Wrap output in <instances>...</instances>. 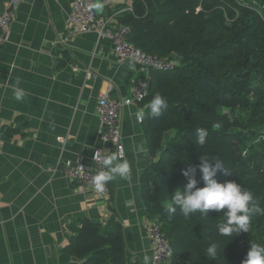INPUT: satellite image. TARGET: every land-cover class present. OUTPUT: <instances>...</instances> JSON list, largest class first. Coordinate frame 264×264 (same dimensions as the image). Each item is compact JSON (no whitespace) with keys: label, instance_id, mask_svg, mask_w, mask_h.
I'll return each mask as SVG.
<instances>
[{"label":"crops","instance_id":"obj_1","mask_svg":"<svg viewBox=\"0 0 264 264\" xmlns=\"http://www.w3.org/2000/svg\"><path fill=\"white\" fill-rule=\"evenodd\" d=\"M9 1L0 0V13ZM100 2L97 14L111 17L114 27L130 9V0ZM73 3L26 0L0 47V264H72L69 227L82 218L107 230L121 225L133 264L153 257L141 176L156 159L136 118L138 106L125 107L120 120L132 178L111 181L109 201L62 174L69 165L92 168L97 149L112 152L100 140L98 97L123 101L146 78L139 67L116 62L110 39L68 36ZM17 87L28 93L22 101L14 98ZM168 264L187 263L172 258Z\"/></svg>","mask_w":264,"mask_h":264},{"label":"trees","instance_id":"obj_2","mask_svg":"<svg viewBox=\"0 0 264 264\" xmlns=\"http://www.w3.org/2000/svg\"><path fill=\"white\" fill-rule=\"evenodd\" d=\"M130 1L116 25L128 26V41L146 54L176 63L171 71L151 72V86L139 104L156 159L141 176L146 210L157 218L173 258L187 264H242L250 242L264 246V211L251 214L248 233L228 238L217 228L226 222L224 212L185 217L177 209L170 219L164 209L188 182L182 172L207 156L219 157L229 171H218V182L235 181L252 191L264 210V0ZM157 93L168 107L152 118L148 105ZM217 123L222 126L214 127ZM198 128L209 133L203 146L197 143ZM194 178L204 187L198 167ZM69 228L73 237L66 254L76 259L72 264H133L121 225L107 230L82 218ZM212 243L219 245L215 260L207 255Z\"/></svg>","mask_w":264,"mask_h":264},{"label":"clouds","instance_id":"obj_3","mask_svg":"<svg viewBox=\"0 0 264 264\" xmlns=\"http://www.w3.org/2000/svg\"><path fill=\"white\" fill-rule=\"evenodd\" d=\"M90 7L102 11L104 5L97 2ZM28 93L22 88H14L13 95L17 101H22ZM150 116L158 118L167 109L166 99L157 93L150 104ZM139 121L144 119V111L140 110L136 113ZM231 120V117H229ZM220 123L214 127H221ZM209 133L205 128L196 130L197 143L200 146L206 144ZM140 152H145L143 145L138 146ZM93 159L100 162L105 170L99 171L92 178V185L95 191L104 193L107 191L109 182L120 178L131 181L132 165L124 158L122 150L120 152H109L103 149H97L94 152ZM199 168L202 173L204 187L197 186V180L194 178ZM83 171V166H81ZM218 171H222L225 175H229V171L225 168L223 161L219 157L201 156L198 166H189L182 172V175L188 179L183 190L177 188L171 195V200L165 207V214L171 219L176 214L177 209L185 216L189 217L195 213L207 216L210 211L224 212L226 222L218 224V234L222 237L231 238L240 233H248L251 227V214L261 213L260 205L256 202L254 194L250 190H246L235 181H226L220 183L215 179ZM218 243H212L207 248V255L213 260L218 254ZM143 264H153V258L147 254L143 257ZM242 264H264V246L250 242V248L246 254Z\"/></svg>","mask_w":264,"mask_h":264},{"label":"built area","instance_id":"obj_4","mask_svg":"<svg viewBox=\"0 0 264 264\" xmlns=\"http://www.w3.org/2000/svg\"><path fill=\"white\" fill-rule=\"evenodd\" d=\"M26 0H10L6 9L0 13V47L9 40L10 30L18 9ZM97 0H74L71 12L67 21V34L69 37L87 33H96L99 37L110 39L113 45V56L119 65H133L142 69L146 78L137 84L130 97L123 101H113L109 95L101 94L97 102V115L101 121L100 140L112 152L122 150L124 156V143L121 129V114L125 107L138 106L148 94V89L152 83L151 72L159 70L161 72L171 71L176 67V63L171 60L162 59L158 56L146 54L143 50L135 47L128 41L130 28L126 25L114 27L112 18H102L97 14L95 8L90 7ZM132 2L130 1V7ZM92 76V75H89ZM1 132V131H0ZM1 149V141H0ZM92 168L83 164L77 166L69 165L62 170V174L79 185V189L87 187L94 192L92 178L102 170L103 165L93 159ZM83 166V171L81 170ZM106 201L111 199V191L107 185V191L97 192ZM149 241L151 243L153 264H168L173 258L171 245L161 232L157 218L147 227Z\"/></svg>","mask_w":264,"mask_h":264},{"label":"water","instance_id":"obj_5","mask_svg":"<svg viewBox=\"0 0 264 264\" xmlns=\"http://www.w3.org/2000/svg\"><path fill=\"white\" fill-rule=\"evenodd\" d=\"M100 1H104V0H99V2H100ZM100 3H101V2H100ZM96 10H97V9H96ZM97 13H98V10H97Z\"/></svg>","mask_w":264,"mask_h":264}]
</instances>
